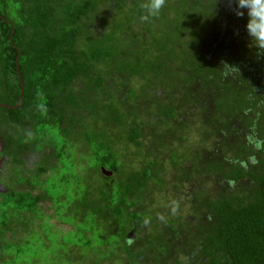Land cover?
Here are the masks:
<instances>
[{"label":"trees","instance_id":"obj_1","mask_svg":"<svg viewBox=\"0 0 264 264\" xmlns=\"http://www.w3.org/2000/svg\"><path fill=\"white\" fill-rule=\"evenodd\" d=\"M232 7L0 0V264H264V54Z\"/></svg>","mask_w":264,"mask_h":264},{"label":"clouds","instance_id":"obj_2","mask_svg":"<svg viewBox=\"0 0 264 264\" xmlns=\"http://www.w3.org/2000/svg\"><path fill=\"white\" fill-rule=\"evenodd\" d=\"M166 3L167 0H139V8L142 12L139 17L140 21L150 22L158 18ZM227 3L233 6L232 11L238 17H243L246 10L248 16L246 31L251 39L249 46L254 47L258 53L264 54V0H227ZM224 64L231 69L238 70L236 66ZM231 74L228 73V75Z\"/></svg>","mask_w":264,"mask_h":264},{"label":"rangeland","instance_id":"obj_3","mask_svg":"<svg viewBox=\"0 0 264 264\" xmlns=\"http://www.w3.org/2000/svg\"><path fill=\"white\" fill-rule=\"evenodd\" d=\"M0 148H1V143H0ZM211 182H214L211 184V186H214V184L217 185V183L219 182V179L218 178H211L210 179ZM189 186V185H188ZM186 189V188H185ZM193 191H194V187L191 186V189H189L188 191H183L180 195V199L179 202H181V206L184 207H188L189 209L191 208L190 206H192V202H193ZM184 193V194H183ZM184 209V208H183ZM147 259H149V257H147ZM187 258H185L186 260ZM119 264H122V263H119Z\"/></svg>","mask_w":264,"mask_h":264},{"label":"water","instance_id":"obj_4","mask_svg":"<svg viewBox=\"0 0 264 264\" xmlns=\"http://www.w3.org/2000/svg\"><path fill=\"white\" fill-rule=\"evenodd\" d=\"M13 31H14V29H13ZM17 74H18V76H19V81H20V84H21V95H20V98H22L23 95H24V86H23V81H22V78H21V75H20L19 68H18ZM1 106H5V107H8V108H11L10 106H6V105H3V104H1ZM103 172H104V174H106V175H111V173L108 172V171H106L105 169H103ZM134 233H135V230H133V231L131 232V234L129 235V238H132V237L134 236Z\"/></svg>","mask_w":264,"mask_h":264}]
</instances>
